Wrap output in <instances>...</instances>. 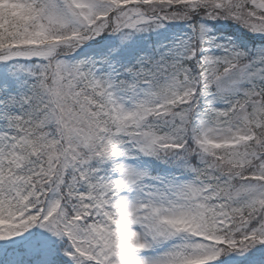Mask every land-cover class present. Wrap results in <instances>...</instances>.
I'll list each match as a JSON object with an SVG mask.
<instances>
[{
	"label": "snow or ice",
	"instance_id": "obj_1",
	"mask_svg": "<svg viewBox=\"0 0 264 264\" xmlns=\"http://www.w3.org/2000/svg\"><path fill=\"white\" fill-rule=\"evenodd\" d=\"M0 264H264V0H0Z\"/></svg>",
	"mask_w": 264,
	"mask_h": 264
}]
</instances>
